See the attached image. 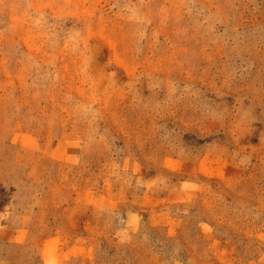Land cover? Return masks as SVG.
Masks as SVG:
<instances>
[{
  "label": "rangeland",
  "instance_id": "rangeland-1",
  "mask_svg": "<svg viewBox=\"0 0 264 264\" xmlns=\"http://www.w3.org/2000/svg\"><path fill=\"white\" fill-rule=\"evenodd\" d=\"M0 264H264V0H0Z\"/></svg>",
  "mask_w": 264,
  "mask_h": 264
}]
</instances>
